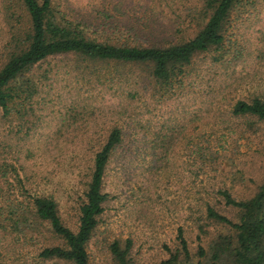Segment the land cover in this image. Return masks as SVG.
Returning a JSON list of instances; mask_svg holds the SVG:
<instances>
[{"label": "rangeland", "instance_id": "374dc122", "mask_svg": "<svg viewBox=\"0 0 264 264\" xmlns=\"http://www.w3.org/2000/svg\"><path fill=\"white\" fill-rule=\"evenodd\" d=\"M52 4L57 19L90 38L109 42L181 41L208 16L204 0H52ZM16 8V0H0V66L16 35L29 24L25 11L20 21L15 20ZM224 34L222 48L195 54L181 80L167 89L144 65L83 59L75 53L52 55L26 71L25 76L38 82V92L24 103L21 114L13 111L10 118L0 120V142L9 140L19 173L32 175L27 182L30 191L53 195L71 228L77 227L93 151L114 124L123 128L122 141L104 174L108 201L87 244L91 264H114L110 244L117 239L123 246L127 238L134 264H158L179 246V225L194 262L206 264L222 235L230 236L235 245L236 230L202 215L201 203L208 198L238 220L240 210L224 204L212 188L227 187L234 196L248 198L264 181V120L229 114L239 97L254 93L264 97V0L235 4ZM129 90L134 97H125ZM30 105L31 113L26 110ZM202 152L205 159L199 166ZM47 244H63V239L47 223L34 221L5 239L0 264H73L40 257L39 249ZM199 244L203 256L197 254ZM219 261L236 264L229 252Z\"/></svg>", "mask_w": 264, "mask_h": 264}, {"label": "trees", "instance_id": "16d2710c", "mask_svg": "<svg viewBox=\"0 0 264 264\" xmlns=\"http://www.w3.org/2000/svg\"><path fill=\"white\" fill-rule=\"evenodd\" d=\"M239 1L241 0H204L205 9H203L208 12V16L192 36L181 41L158 45L109 42L90 38L68 21L57 19L52 0H16L22 12L16 8L12 15L15 20L20 21L25 11L29 24L16 35L13 48L0 66V120L10 118L13 111L18 115L21 114L24 103L31 101L38 92V82L36 85L34 82L36 79L25 76L26 71L59 53H75L83 59L105 60L122 65H144L149 69L151 78L166 89L170 88L175 80H181L195 54L207 51L211 47L217 49L223 47L225 23L231 9ZM10 44L11 41L8 46ZM45 74L47 78L52 79L53 74L50 71L48 73L46 71ZM125 97H134V92L127 91ZM117 98L122 100L120 97ZM32 106L26 108L30 113ZM25 113L28 112L24 111ZM229 114L234 117L247 115L257 120H264V97L259 93L246 98L239 97L231 103ZM19 131L20 126L14 130L12 137ZM122 137V126L114 124L93 151L92 165L87 178L84 179L75 229L61 218L58 203L53 195L43 191L33 193L30 191L27 182L32 175H27L25 171L24 175L19 173L17 158L11 150L9 140L1 141L0 252L9 235L29 228L32 222L38 221L47 223L51 232L63 239V244L42 245L38 251L40 257H56L70 260L73 264H91L87 244L109 197V192L104 189V174L108 160L114 148L122 141ZM162 141L157 139L156 144L160 146ZM198 155L202 157L199 161L201 166L205 159L204 153ZM160 157L158 156L157 159ZM212 190L222 198L224 204L237 207L241 213L238 220H233L221 212L213 201L208 198L203 199L202 215L226 223L236 230L235 245H232L230 236L222 235L214 244L206 264H220L219 260L226 252L233 256L236 264H264L262 214L264 181L256 193L248 198L236 197L229 188L223 186ZM25 216H31V220L27 221ZM199 217L201 215L195 217L194 221ZM177 238L179 246L158 264H202L200 260L194 262L191 259V252L181 225L178 226ZM130 247L129 238L123 246L117 239L112 241L110 249L115 260L114 264H134L128 255ZM197 254L199 256L205 254L201 244L198 245Z\"/></svg>", "mask_w": 264, "mask_h": 264}]
</instances>
